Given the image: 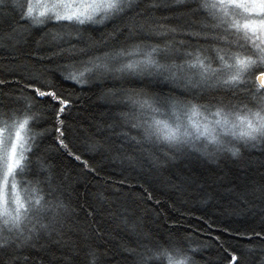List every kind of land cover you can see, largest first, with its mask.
Here are the masks:
<instances>
[{
	"label": "snow or ice",
	"instance_id": "6c2138e0",
	"mask_svg": "<svg viewBox=\"0 0 264 264\" xmlns=\"http://www.w3.org/2000/svg\"><path fill=\"white\" fill-rule=\"evenodd\" d=\"M95 160L262 226L161 231ZM0 264H264V0H0Z\"/></svg>",
	"mask_w": 264,
	"mask_h": 264
},
{
	"label": "trees",
	"instance_id": "16d2710c",
	"mask_svg": "<svg viewBox=\"0 0 264 264\" xmlns=\"http://www.w3.org/2000/svg\"><path fill=\"white\" fill-rule=\"evenodd\" d=\"M82 95L84 97L83 106L89 107L90 103L87 97L91 96V93H84ZM81 119L82 113L78 107L71 111L68 122L75 127ZM92 162L96 163L100 169V176L97 180L93 181V184L105 190L106 194L112 193L113 188L118 189L116 195L120 199L133 204L134 207L139 206V208L144 209L150 217L149 223L154 227H159L161 231H167L170 228H179L181 230H187V234L193 235L196 240L208 241L209 235H218L219 228L223 226H228L232 229L254 227L257 230L262 226L259 216L254 219L251 215L230 218L219 214L212 215L204 206L198 204L195 194L178 199L172 193L163 190L159 185L145 184L136 172L122 170L118 166L110 165L107 161H90V163ZM121 178L127 181V186L120 187L118 182ZM141 184L149 192H152L154 197L162 201L159 218L153 214L157 207L154 202H145ZM169 196H172V199L176 200V203L171 208L167 206L172 203V200H169ZM208 225H212L211 232H209ZM198 232L199 235H197ZM225 240H227V243L232 244L243 243V241L232 240L227 235L222 237L221 242L224 243Z\"/></svg>",
	"mask_w": 264,
	"mask_h": 264
}]
</instances>
